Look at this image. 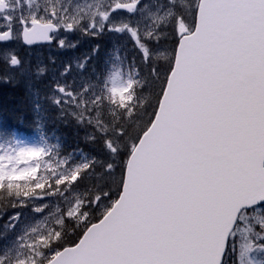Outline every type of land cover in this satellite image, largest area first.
<instances>
[{
	"label": "snow or ice",
	"instance_id": "6c2138e0",
	"mask_svg": "<svg viewBox=\"0 0 264 264\" xmlns=\"http://www.w3.org/2000/svg\"><path fill=\"white\" fill-rule=\"evenodd\" d=\"M14 2L0 0V6ZM119 7L134 13L138 0ZM44 13L23 0L0 11V42L51 44V33L75 30L71 23L35 25ZM160 20L109 28L131 33L158 91L150 114L138 103L130 120L103 122L102 131L91 114L79 125L90 129V140L104 134L106 187L57 205L42 232L23 231L0 248V264H264V0H189L186 8L167 0ZM161 48L163 76L153 62ZM7 63L23 62L13 53ZM129 82L143 91L150 81L125 80L119 69L108 74L114 102L121 89L136 91ZM65 87L70 84H57L55 92ZM145 114L143 126L136 124ZM99 163L77 164L60 182L65 189L53 195L66 198L67 180L84 178ZM18 220L10 218L6 227Z\"/></svg>",
	"mask_w": 264,
	"mask_h": 264
},
{
	"label": "rangeland",
	"instance_id": "374dc122",
	"mask_svg": "<svg viewBox=\"0 0 264 264\" xmlns=\"http://www.w3.org/2000/svg\"><path fill=\"white\" fill-rule=\"evenodd\" d=\"M23 3L33 12L38 8L45 9L44 15L35 21L57 22L64 25L71 23L75 30L66 32L62 29L61 34L54 39L55 45L48 49H25L21 46L19 39L6 47L0 46V77L11 76L14 81L21 83L26 94L29 115L33 117L35 115L37 119L36 122L29 123L27 131L0 138V188L6 184L9 193H12L16 200L13 209L0 211V248L7 242H14L23 231L37 227L42 232L44 223H51L50 214L55 212L57 205L65 207L67 202L75 196L85 194L73 188L72 179L69 178L67 180L69 191L65 194L66 198L62 199L53 195L65 189V183L60 182L71 176V170L83 159L88 161L90 157L85 158L82 155L81 159L76 158L70 161L56 154L58 151L45 137L47 125L52 121L46 113L49 106L55 108L58 119L64 116L65 119L74 120L79 125L89 120L91 114V122L99 127L100 122H95L98 117H101L99 112L96 113L98 105L103 108L102 115L103 112L114 113V115L122 113L126 119L130 120L128 112L137 104L139 97L144 99L143 97L148 92L146 90H149L150 86L152 94L156 93V86L152 82L155 77H149L148 73L138 75L131 72L127 67V62L121 57L113 61L105 75L98 70H93L91 66L89 69L90 57L98 56L95 51L90 56L89 48L94 38L101 36L106 43L111 44L112 49L117 48L115 45L117 41L114 40L116 37L120 40H128L136 46L131 33L125 30L117 34L115 31H109V28H123V22L126 21H131L133 24L139 23L141 28L161 23L160 15H163V6L167 0H138V9L134 13H128L126 9L119 7L122 4L131 3V0H23ZM177 3L186 8L189 0H177ZM76 37H78L80 47L77 52L74 39ZM59 39L65 40L63 48L57 46ZM72 44H75V47L69 46ZM166 47L169 49L173 47L171 41ZM159 51L160 55L154 54L153 60L156 59L163 63L157 67L158 72L163 76L166 74L163 72V66L166 65L163 58L164 48ZM13 53L22 60L21 66L8 65L7 60ZM81 64L85 65L86 72L84 68H79ZM66 66H69L70 70L64 74L63 70ZM38 67L45 68V72L37 74ZM116 69L121 70L125 80L131 76L133 81L139 80L141 84L146 81L150 82L143 91L140 85L129 82V87L133 86L132 88L136 91L129 92L127 89H121L114 102L113 93L108 90L105 80L108 74ZM124 69L127 72H124ZM57 84L61 86L70 84V87H65L63 93H56ZM126 95L131 98L125 103ZM52 97L53 100H51ZM55 100L61 103L57 104ZM45 116L48 118L46 125L43 119ZM104 117L103 115V119ZM100 128L102 131V127ZM87 129L89 132V128H85V131ZM98 135L99 138L96 140L104 139L103 133ZM85 138L88 139V135L85 134ZM21 150H23L22 154H18ZM29 152L32 155H29ZM9 156L12 157L11 161L8 159ZM12 217H18L19 220L14 228L10 225L9 230L6 225Z\"/></svg>",
	"mask_w": 264,
	"mask_h": 264
},
{
	"label": "trees",
	"instance_id": "16d2710c",
	"mask_svg": "<svg viewBox=\"0 0 264 264\" xmlns=\"http://www.w3.org/2000/svg\"><path fill=\"white\" fill-rule=\"evenodd\" d=\"M114 40L115 42L117 41L115 44L117 48L112 49L110 48L111 44L106 43L103 39V36L94 38L91 48H89L90 56L97 47L99 48V51L97 52L98 56H92V58L90 57L88 61L89 69L91 66L93 67V70H98L102 75H105L106 70L109 71L113 61L116 58L121 57L122 60L127 62V67L131 70V72H134L138 75L147 73V70L141 65L140 52L137 50L136 46L132 45V43L130 41L128 42V40H120L117 37L114 38ZM153 62L154 66L157 65L156 68L163 65L161 61L156 59L153 60ZM166 68L167 65L163 66V72L165 73ZM124 72L127 71L124 69ZM152 82L156 86L157 93L158 84L156 79H153ZM151 88L152 87L150 86L148 88L149 90H146L148 92L143 97L144 99L139 97V101L137 102V104L142 103L147 105V114H150L153 111V105L150 102L154 101L156 98V93L152 94ZM25 95V91L19 81H13L12 83L7 84L0 82V137H8L14 133L21 134L29 129L28 124L31 117L33 116L29 115V109L26 105L27 98ZM137 104L132 108H136L138 106ZM102 111V107L96 109V113L99 112L102 119V121L99 119L95 120V122H100L99 127L107 126L103 125V122L112 124L115 121L123 122L125 120H129L126 119L124 117L125 115L122 113L119 115H114V113L108 114L107 112H103V115L105 116L103 119ZM46 113L48 116H50V120H52L48 124L46 135L51 139H55V148L61 157H66L70 161H74L76 158L81 159V156L84 155L85 158L90 157V159H97L100 161V163L96 164L94 168L87 170L88 175H86L84 178L81 179L78 177L76 182L72 181L71 186L83 191L85 194L89 191L88 189L105 188V168L103 166L109 160V156L104 149V139L100 138L99 141H93L89 138L86 139L85 134L88 135L90 129L89 132L88 129L85 131L86 127L79 126V124L74 120L69 121L61 117L58 119L59 117L56 114V111L50 106L46 109ZM147 114L144 115L143 120L137 121L136 124L143 126V123L149 118ZM45 118L46 121H48L47 116H45ZM131 127L132 126L130 125V130ZM83 162L86 161L83 159L81 163ZM15 204L16 200H14L13 194L9 193L7 187H2L0 189V211H8L9 209H13Z\"/></svg>",
	"mask_w": 264,
	"mask_h": 264
},
{
	"label": "flooded vegetation",
	"instance_id": "af4514ba",
	"mask_svg": "<svg viewBox=\"0 0 264 264\" xmlns=\"http://www.w3.org/2000/svg\"><path fill=\"white\" fill-rule=\"evenodd\" d=\"M7 6H8V8L9 7H17V8H19L20 7V0H15L14 3H12L10 5H7ZM0 30H3L2 22L0 23ZM0 46H4V45H0Z\"/></svg>",
	"mask_w": 264,
	"mask_h": 264
},
{
	"label": "water",
	"instance_id": "95a60500",
	"mask_svg": "<svg viewBox=\"0 0 264 264\" xmlns=\"http://www.w3.org/2000/svg\"><path fill=\"white\" fill-rule=\"evenodd\" d=\"M35 25H37V26H40V27H42V28H46V27H48L49 25H41V24H39V23H35ZM53 33H56V32H53ZM52 34V33H51ZM52 43V42H51ZM49 43H46V42H40V43H37V44H35V45H48ZM35 45H32V46H27V47H33V46H35ZM26 46V45H25Z\"/></svg>",
	"mask_w": 264,
	"mask_h": 264
}]
</instances>
